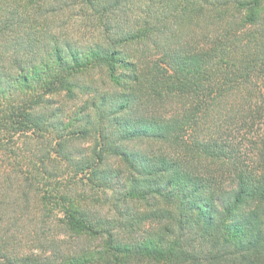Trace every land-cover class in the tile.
Segmentation results:
<instances>
[{
	"label": "trees",
	"instance_id": "trees-1",
	"mask_svg": "<svg viewBox=\"0 0 264 264\" xmlns=\"http://www.w3.org/2000/svg\"><path fill=\"white\" fill-rule=\"evenodd\" d=\"M0 264H264V0H0Z\"/></svg>",
	"mask_w": 264,
	"mask_h": 264
}]
</instances>
